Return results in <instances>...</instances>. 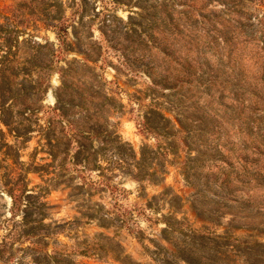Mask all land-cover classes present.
Masks as SVG:
<instances>
[{
	"label": "rangeland",
	"instance_id": "1",
	"mask_svg": "<svg viewBox=\"0 0 264 264\" xmlns=\"http://www.w3.org/2000/svg\"><path fill=\"white\" fill-rule=\"evenodd\" d=\"M261 117L264 0H0V264H264Z\"/></svg>",
	"mask_w": 264,
	"mask_h": 264
},
{
	"label": "trees",
	"instance_id": "2",
	"mask_svg": "<svg viewBox=\"0 0 264 264\" xmlns=\"http://www.w3.org/2000/svg\"><path fill=\"white\" fill-rule=\"evenodd\" d=\"M251 117H252V116H251ZM262 118H264V117H261V118L259 119V124L264 125V119H262ZM241 123H243V124H250V120L245 118V120H242Z\"/></svg>",
	"mask_w": 264,
	"mask_h": 264
}]
</instances>
